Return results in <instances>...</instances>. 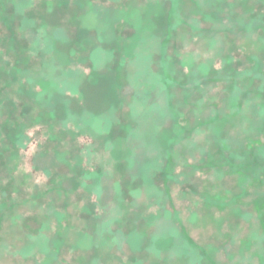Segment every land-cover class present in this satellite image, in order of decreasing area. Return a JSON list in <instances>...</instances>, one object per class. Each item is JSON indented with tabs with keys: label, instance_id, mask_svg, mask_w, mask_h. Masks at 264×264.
Instances as JSON below:
<instances>
[{
	"label": "rangeland",
	"instance_id": "1",
	"mask_svg": "<svg viewBox=\"0 0 264 264\" xmlns=\"http://www.w3.org/2000/svg\"><path fill=\"white\" fill-rule=\"evenodd\" d=\"M0 264H264V0H0Z\"/></svg>",
	"mask_w": 264,
	"mask_h": 264
}]
</instances>
